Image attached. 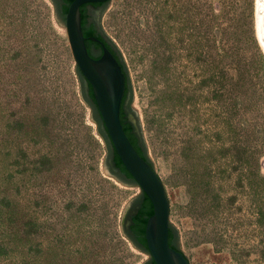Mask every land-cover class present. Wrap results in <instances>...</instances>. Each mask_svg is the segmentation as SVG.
I'll list each match as a JSON object with an SVG mask.
<instances>
[{
	"label": "rangeland",
	"instance_id": "1",
	"mask_svg": "<svg viewBox=\"0 0 264 264\" xmlns=\"http://www.w3.org/2000/svg\"><path fill=\"white\" fill-rule=\"evenodd\" d=\"M94 16L128 67L178 246L191 264H264L256 0H110ZM76 65L61 0H0V264L152 257L125 225L143 189L109 172Z\"/></svg>",
	"mask_w": 264,
	"mask_h": 264
},
{
	"label": "water",
	"instance_id": "2",
	"mask_svg": "<svg viewBox=\"0 0 264 264\" xmlns=\"http://www.w3.org/2000/svg\"><path fill=\"white\" fill-rule=\"evenodd\" d=\"M103 1L106 0H73L69 5L65 27L72 55L86 78V85L89 83L92 85L96 103L114 148L154 205V212L149 216L145 230L147 245L153 259L157 264H191L187 254L169 242L171 202L165 183L152 161L141 155L124 129L121 105L126 91V72L123 65L103 41H101L103 51L99 57L93 56L88 50L82 27L81 5ZM259 3L260 0H256L257 23ZM91 38L100 40L96 36ZM130 119L138 129L133 113L130 114ZM110 163L113 170H117L112 159ZM113 170L109 172L121 179ZM136 211L137 209H133L132 213ZM130 223L129 216L125 222L126 227Z\"/></svg>",
	"mask_w": 264,
	"mask_h": 264
},
{
	"label": "trees",
	"instance_id": "3",
	"mask_svg": "<svg viewBox=\"0 0 264 264\" xmlns=\"http://www.w3.org/2000/svg\"><path fill=\"white\" fill-rule=\"evenodd\" d=\"M72 1L73 0H61L62 16L64 20H65L69 5L71 4ZM109 1L110 0H106L103 2H96V3L101 4V6L105 8ZM81 12H82V27H83L84 34L86 36V44H87L89 52L93 56L100 55L96 53L97 51L96 48H98V50L101 53L102 51L101 41H102V38H104L105 44L115 53V55H117V57L120 59L123 65V68L126 72V91H125V94L122 100V105H121V120H122L126 133L128 134L129 138L131 139L132 143L135 145L137 150L141 153L142 156L152 161L148 155V149H147V145L144 139V135L141 129L139 119L137 120V125H138V129H137L134 122L130 119L128 111L126 110V108H128L132 113L136 114V112L131 107V101L133 98L132 80H131L126 62L124 61L122 52L117 46V44L115 43V41L112 39V37H110L104 31L102 26L99 25V23L96 20L94 19L92 20L90 18L91 15L87 12L86 3H83L81 5ZM91 36H96L100 40H95L91 38ZM76 69H77L78 77L81 82L83 96L88 102V104L93 108L94 118L98 124V131L105 140L106 148L108 150V158L113 160L117 168V170H113V167H111L113 172H115L117 175L120 176L121 179L125 181L135 182L139 184L138 181L133 177L131 172L127 169L126 165L122 161L117 150L113 146L110 135L108 134L107 129L105 127L103 117L96 103L92 85L90 83L89 85H86V78L84 74L81 72V70L79 69L78 65H76ZM148 119H149V123L151 127L155 128L158 132H162L163 125H164V116L155 99L151 100V109L149 112ZM136 204H138L139 206L137 207ZM136 204L134 205L132 210L137 209V211L135 213H132V210H130V213L128 214V217L130 216L131 218L129 230L130 232H132V238L134 239L136 244L141 249L150 253V250L147 245L145 230H146L147 220L149 216L154 212V205L150 197L148 196V194L145 193L144 190L142 191V194L139 197ZM178 236L179 235H178L177 228L171 224L170 230H169V242L172 246L181 249L177 244ZM147 263L157 264L156 261L153 259V257H151V259L148 260Z\"/></svg>",
	"mask_w": 264,
	"mask_h": 264
},
{
	"label": "flooded vegetation",
	"instance_id": "4",
	"mask_svg": "<svg viewBox=\"0 0 264 264\" xmlns=\"http://www.w3.org/2000/svg\"><path fill=\"white\" fill-rule=\"evenodd\" d=\"M86 7H87V12L91 15L90 16V18L93 20H96L97 21V19H96V17L94 16L95 15V12L98 10V9H100V8H102V6H101V4H97L96 2H89V3H86ZM102 41H104L105 42V39L104 38H102ZM96 53L97 54H100L101 55V53H102V51H101V53H100V51L98 50V48H96ZM100 55H98V56H95V57H99ZM126 110L128 111V114H129V116H130V114L132 113L128 108H126ZM130 226V225H129ZM129 226L128 227H126L127 228V231H128V233H129V235L132 237V232H130V230H129Z\"/></svg>",
	"mask_w": 264,
	"mask_h": 264
},
{
	"label": "bare ground",
	"instance_id": "5",
	"mask_svg": "<svg viewBox=\"0 0 264 264\" xmlns=\"http://www.w3.org/2000/svg\"><path fill=\"white\" fill-rule=\"evenodd\" d=\"M258 33L262 44L264 45V0L258 4Z\"/></svg>",
	"mask_w": 264,
	"mask_h": 264
}]
</instances>
